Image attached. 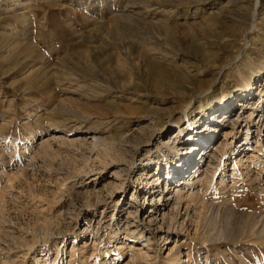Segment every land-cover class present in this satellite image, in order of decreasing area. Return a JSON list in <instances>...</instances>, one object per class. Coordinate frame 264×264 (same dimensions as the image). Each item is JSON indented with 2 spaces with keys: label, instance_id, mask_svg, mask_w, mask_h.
Returning a JSON list of instances; mask_svg holds the SVG:
<instances>
[{
  "label": "rangeland",
  "instance_id": "rangeland-1",
  "mask_svg": "<svg viewBox=\"0 0 264 264\" xmlns=\"http://www.w3.org/2000/svg\"><path fill=\"white\" fill-rule=\"evenodd\" d=\"M252 1L0 0V264H183L190 252L192 264H264V0L258 16ZM209 115L216 145L232 143L211 184L185 190L177 213L157 193L162 211L143 221L146 172L162 162L145 151L174 136L189 153ZM248 124L263 143L250 159L235 150ZM117 223L149 227L121 258Z\"/></svg>",
  "mask_w": 264,
  "mask_h": 264
},
{
  "label": "bare ground",
  "instance_id": "bare-ground-1",
  "mask_svg": "<svg viewBox=\"0 0 264 264\" xmlns=\"http://www.w3.org/2000/svg\"><path fill=\"white\" fill-rule=\"evenodd\" d=\"M262 3H263V0H253L252 1L253 7H254V10L252 13L253 16L260 15V7L262 6ZM258 27H259V25H257V24L254 25V28H258ZM259 71L260 72L264 71V63H260ZM248 82L249 81L247 80V85H248ZM252 87H253V85H252ZM244 91L245 90L243 88L236 87V88H232L231 90L225 92L223 95L224 98H223V102L221 105V106H223L222 109L231 108L229 106L231 105V103L234 100V97L237 95V93H239V92L242 93ZM211 92L212 93L214 92V90H211V88L208 90L201 91L200 96H202L203 98H206V96ZM255 95H256L255 97L251 98V99H253V102L251 100H248L246 103H243L246 107L251 105L249 108V109H251V113H250L249 117H252V115L255 114L256 111H253V110L258 109V106L262 103V102H258V100H256V98L258 97L256 92H255ZM218 111L219 110H217L215 113H217ZM234 111H235V109H233L230 112V114L227 115V117H228L227 121H225V119L222 120L225 122L224 124L234 125L236 123L235 121L232 122L234 116H236V114H232ZM259 112H260V121L264 122V109L260 110ZM192 113H193V110H189V111L185 112V116L188 119H190V118H192V116H191ZM226 113H227L226 111L223 112V114H226ZM212 114L213 113H211L210 115H212ZM210 115L202 117V119L204 120L203 125H202L203 128H202V126H199V128H198L197 126L193 125L194 128L191 132V136H193V138H192L193 142L190 143L191 145L189 148L190 149L189 153L186 152L183 154V152L180 150V148H178V147L176 148L175 144L177 141H180V140L175 139L174 136L170 137L168 142H167V144H168L167 146H169L170 150L169 149L165 150V148L161 144L157 143V144H154V146L152 145L151 147L148 148V150L145 151V155H148L155 148L156 153L160 154L159 157L162 160V162L156 161V164L153 167L154 168L153 173H152V170H148L146 172L147 178H145V179H148V182L144 181L145 186H144V189L142 192V202H143L142 205L145 206V208L143 209V212L141 213L143 221H148V222L153 221L154 215L157 214L158 212L162 211L160 209V207H157L154 210L153 209L150 210V207L152 206V204H150V198L155 197L157 193H160V197H159L160 204H161L160 206L172 205L173 210L177 213L180 211V207H181L182 202H183V197H184V195H186V194H184V193H186L185 190H188L189 187H192V185L194 183H199L202 181L205 182L206 184L209 183L208 185L211 184L213 179H210L208 175L209 174L214 175L213 168L216 169L218 166L217 163H221L220 160H221L222 156L227 152L229 147L232 146V143H224L222 145H216V139L218 138V137H216V131H218V128L221 125H220V123H218V119H214ZM237 118H239V117H237ZM152 122H153V120H152ZM180 129H182V126H178L179 131H181ZM246 129H247V131L245 133V137L243 139L242 138L239 139L237 141V145H235V150L238 153V156H240V153H242L244 150H247L250 147H252L251 141L254 138V136H251V135L254 134V131H253L251 125H249V124L246 126ZM174 132H175V130H174ZM95 139H96L95 140L96 143L98 144V145L95 144L96 147H100L101 141L96 137H95ZM202 139H204L205 144H208V146L201 144V142L199 140H202ZM255 143H256V145L253 146L251 148V150L248 151V156H246L248 159H250L254 156H257L258 147L263 144L261 139H256ZM106 150L107 149L105 148V151ZM201 150H204V152L206 151V154L204 155V152ZM170 151L173 153V155L169 154ZM198 151L201 153V155L198 154ZM117 159L120 160L119 158H117ZM143 159L149 160V155ZM116 169H118V167ZM123 170H124V168L121 169V171H123ZM187 170H190V172H192L191 175L188 176V178L186 177V173L188 172ZM115 172L117 173V171H115ZM176 176H178L177 178H180V179L177 180L175 178ZM93 180H94V178L92 179L91 182H93ZM95 180H97V179H95ZM163 185H165V186L163 187V189H161L160 187H162ZM148 186H150V187L148 188ZM171 195H175V198H171L170 197ZM161 202H163V203H161ZM119 203L120 202H117L116 205H119ZM206 205H208V204H206ZM104 208H103V211H104ZM131 208L129 206L127 211H126V213L128 214V217L133 215V210ZM155 220H157V218H155ZM112 227H113V225H112ZM132 227L133 226H131V227L125 226L122 228V226L121 227L118 226V223H117V227L113 230V232H111V234H113L114 237H116L118 234H120V231L122 228L123 232H121V233H125V235H126L125 236V239H126L125 242L123 243L122 246H119V250H120L119 254H121L120 258L122 257V255L126 251V249L128 247L127 244L131 243L130 240L133 239L132 237H136L137 238L136 240H139L140 237H142L144 235L145 229L147 228V231L149 230V227H146V226H143L141 229H139V226H137V225H136V227H133V228ZM101 228H103V224L101 222H98V224L95 227L91 228L90 231L94 234V242L93 243H96V241H98L97 236L100 233ZM263 230H264V227H263ZM103 232L104 231L101 232L100 237H102ZM136 233L140 234V235H138L139 237H137L135 235ZM162 237H164L163 233L161 234V238ZM169 238H170L169 235H166L164 238V241L168 240ZM127 240H129L128 243H126ZM129 247L130 248H128V249H129L130 254H131L132 249H134V246H132V244H130ZM138 249H139V253L141 254L140 255V259H141L140 261L148 262V260L150 258H148L146 256V251H143L142 248L141 249L138 248ZM74 252H75V250L73 249V251H71L72 256L74 255ZM180 252H182V251L179 249L178 253H180ZM130 256H132V257L126 263L127 264H138L139 261H137L136 256L135 257H133V255H130ZM207 258H209V257H207ZM201 259H202V257H198L196 259L198 264H204V262H202ZM205 260H206V262H208V259H205ZM194 261H195V252H190L188 254L187 260L183 261V264H192ZM118 263H120V262L118 261Z\"/></svg>",
  "mask_w": 264,
  "mask_h": 264
}]
</instances>
